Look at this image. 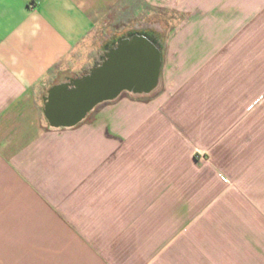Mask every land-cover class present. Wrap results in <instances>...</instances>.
Segmentation results:
<instances>
[{
    "label": "crops",
    "instance_id": "obj_1",
    "mask_svg": "<svg viewBox=\"0 0 264 264\" xmlns=\"http://www.w3.org/2000/svg\"><path fill=\"white\" fill-rule=\"evenodd\" d=\"M143 3L234 24L264 8V0H0V264H264V117L245 113L256 93L235 67L224 81L212 66L209 77L196 67L173 92L160 81L148 96L122 93L72 128L44 117L50 88L88 72L69 59L85 50L99 10ZM202 72V81L192 74ZM198 134L225 160L234 188L213 176L198 195L195 166L181 160Z\"/></svg>",
    "mask_w": 264,
    "mask_h": 264
},
{
    "label": "rangeland",
    "instance_id": "obj_2",
    "mask_svg": "<svg viewBox=\"0 0 264 264\" xmlns=\"http://www.w3.org/2000/svg\"><path fill=\"white\" fill-rule=\"evenodd\" d=\"M145 4L138 8L99 10L90 40L84 44L85 50L82 52V49H78L70 55L69 63L75 60L74 67H77L75 71L78 73L88 71L94 62L101 58L105 47L114 45L119 36L134 31H149L162 48L161 87L175 91L177 81L189 76L188 70L192 71L196 67H202L199 71L207 67L206 72L209 77L208 68L212 66L216 73L220 72L217 73L220 79L232 75L233 73L227 74L226 70L228 67H235L236 80L241 76L240 78L245 81H243L244 86L250 87L248 92L256 93L255 100L246 106L245 113L259 112L260 117H264V8L256 18L245 20L244 23L242 18L236 19L239 23L234 24L235 19L231 17L223 19L216 17L217 19L205 21L203 17L194 16L197 10L184 12L156 8L153 4L145 7ZM216 27L217 35L211 37L209 31ZM226 33L229 34L230 39H225ZM208 52H212V57ZM83 60H87V63H82ZM239 66H241L240 73L236 72ZM192 74L197 80H204V72ZM213 75L214 72L211 73V77ZM218 78L215 76L212 78L215 81L212 83L213 87L216 86ZM188 80L185 86H189ZM244 124L249 129L253 122L245 120ZM230 125L233 123L231 122ZM197 139V145L189 154V158L183 155L181 160L189 159L195 166L198 195L211 191L210 179L213 176L219 177L220 181L229 188H234L230 178L221 173L220 164L222 161L225 163V160L219 152L213 153L212 148H205L206 140L203 135L198 134ZM196 156L198 157L195 158Z\"/></svg>",
    "mask_w": 264,
    "mask_h": 264
},
{
    "label": "water",
    "instance_id": "obj_3",
    "mask_svg": "<svg viewBox=\"0 0 264 264\" xmlns=\"http://www.w3.org/2000/svg\"><path fill=\"white\" fill-rule=\"evenodd\" d=\"M102 63L79 77L53 85L44 98L43 114L51 128H72L97 106L122 93L148 96L160 84L162 48L142 33L121 37L105 47Z\"/></svg>",
    "mask_w": 264,
    "mask_h": 264
},
{
    "label": "trees",
    "instance_id": "obj_4",
    "mask_svg": "<svg viewBox=\"0 0 264 264\" xmlns=\"http://www.w3.org/2000/svg\"><path fill=\"white\" fill-rule=\"evenodd\" d=\"M134 33H142V34H145V35H147V36H149L150 38H152L153 40H155L156 42H158L154 37H153V35L151 34V32H149V31H134ZM155 33V32H154ZM156 33H157V31H156ZM130 34H133V32L132 33H130ZM130 34H128V35H130ZM159 34V33H158ZM124 36H126V35H124ZM124 36H119V38L116 40V42L121 38V37H124Z\"/></svg>",
    "mask_w": 264,
    "mask_h": 264
},
{
    "label": "flooded vegetation",
    "instance_id": "obj_5",
    "mask_svg": "<svg viewBox=\"0 0 264 264\" xmlns=\"http://www.w3.org/2000/svg\"><path fill=\"white\" fill-rule=\"evenodd\" d=\"M116 43H117V42H116ZM116 43H115V44H116ZM115 44H114V45H115ZM112 46H113V45H111V46L109 45V46H106V47H112ZM105 53H106V50L104 49V53H103V55L101 56V58L104 56ZM101 58H99V60H98L97 62H94L93 66L96 65V64H100V63H102ZM93 66H92V67H93ZM92 67H91V68H92ZM91 68H90V69H91ZM90 69L88 70V72L90 71Z\"/></svg>",
    "mask_w": 264,
    "mask_h": 264
},
{
    "label": "built area",
    "instance_id": "obj_6",
    "mask_svg": "<svg viewBox=\"0 0 264 264\" xmlns=\"http://www.w3.org/2000/svg\"><path fill=\"white\" fill-rule=\"evenodd\" d=\"M198 156H196L195 158H197Z\"/></svg>",
    "mask_w": 264,
    "mask_h": 264
}]
</instances>
